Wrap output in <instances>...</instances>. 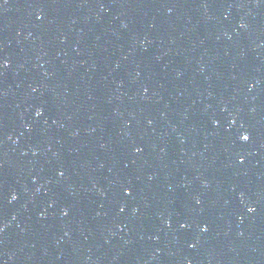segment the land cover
I'll list each match as a JSON object with an SVG mask.
<instances>
[{"label":"water","instance_id":"95a60500","mask_svg":"<svg viewBox=\"0 0 264 264\" xmlns=\"http://www.w3.org/2000/svg\"><path fill=\"white\" fill-rule=\"evenodd\" d=\"M0 264H264V0H0Z\"/></svg>","mask_w":264,"mask_h":264},{"label":"snow or ice","instance_id":"6c2138e0","mask_svg":"<svg viewBox=\"0 0 264 264\" xmlns=\"http://www.w3.org/2000/svg\"><path fill=\"white\" fill-rule=\"evenodd\" d=\"M39 115H40V112L37 111V116H39ZM240 140H241V141H244V142H247V141L249 140V136H248V135H243V134H242V135L240 136ZM241 162H242V161H241ZM125 194L128 195L129 193L126 191ZM121 211H123V209H121ZM248 211H249V212H252V211H254V209L249 208ZM64 214L66 215L67 213H64ZM181 227H184V225L182 224ZM206 230H207L206 227L201 229V231H206Z\"/></svg>","mask_w":264,"mask_h":264},{"label":"clouds","instance_id":"9594fccd","mask_svg":"<svg viewBox=\"0 0 264 264\" xmlns=\"http://www.w3.org/2000/svg\"><path fill=\"white\" fill-rule=\"evenodd\" d=\"M36 115H37V113H36ZM12 199H13V200H15V199H16L15 195H13V196H12Z\"/></svg>","mask_w":264,"mask_h":264}]
</instances>
